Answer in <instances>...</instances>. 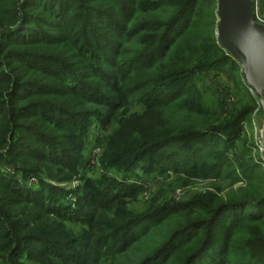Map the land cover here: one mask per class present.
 <instances>
[{
	"label": "rangeland",
	"instance_id": "1",
	"mask_svg": "<svg viewBox=\"0 0 264 264\" xmlns=\"http://www.w3.org/2000/svg\"><path fill=\"white\" fill-rule=\"evenodd\" d=\"M121 1H62L58 5L67 9V19L66 31L57 33L60 40L66 39L79 52L86 51L89 37L82 24L85 28L106 29L102 27L105 26L103 21L93 23L91 16L85 15L89 10L87 6L111 15L116 14ZM186 1L134 0L135 4L133 0L124 1L131 7L128 11L125 9L127 18L117 24H125L126 30L119 26V36L110 38L109 48L112 49L92 50L96 56L94 63L101 68L102 76L128 77L121 83L124 86L120 90L112 85L114 80L106 85L107 77L104 80L102 76L92 77L86 69L87 60L74 56V51L62 52L59 47L61 52L58 53L52 47H29L23 37L19 39L17 35L10 36L2 45L0 40V64L4 66L0 69V78L34 82L27 83L30 85L27 91L8 97L5 106L0 105V133L8 126L12 130L25 128L23 135L19 133L17 148L10 154L0 153V176L14 180L17 188L28 191L37 189L39 181L43 187L48 183L59 189H52L54 197L69 204L72 210L77 203L83 206L88 197L92 202L98 201L91 207L86 206L92 215L87 214L90 223L86 224L50 215L43 206L10 201L9 197L0 199L3 200L0 212L8 220L0 217V264H73L68 257L74 253L66 251L65 247L62 251L54 245L25 238L41 236L63 242L61 244L75 250L105 234L112 236L108 246L115 248L102 247L88 257L91 260L85 264H140L193 219H209L208 211L216 206L248 199L251 188H264V136L260 134L263 122L257 101L244 85L241 69L230 61L218 59L208 69L189 75L188 83H174L160 79L155 72L157 63L151 66L147 61L154 42L151 38L159 34L153 30L173 17ZM255 1V14L264 25V0ZM0 2L4 4H0L1 19L10 13H19L20 0ZM198 4L204 11H212L216 36V0H198ZM31 12L44 14L38 4ZM18 18L14 20L15 25ZM105 19L109 20L108 16ZM139 26L141 31L134 33ZM110 34L105 36L109 38ZM14 51L17 58L27 57V61L12 58L9 52ZM41 54L58 57L62 67L89 78L86 82L92 85L96 96H88L94 102L70 95L59 77L53 79L47 75L62 77L63 71L52 64L48 71L47 65L44 67L40 59L33 57ZM140 55H144L146 63L132 68ZM112 63H123L124 71L114 68ZM30 68L38 70L30 73ZM42 84L51 87L41 88ZM23 107L30 108L28 111L36 117L24 119L22 115H14ZM58 107L66 109L68 114L63 117ZM243 112L246 114L238 118ZM234 122L237 123L233 127ZM146 137L164 139L165 143L145 152ZM45 140L53 145L49 144L55 153L50 158H55L53 161L41 160L44 157L37 155V150L45 149ZM207 150L209 160L194 158L200 151ZM225 157L235 161L250 160L249 166L256 169L246 174L233 172L223 166ZM27 170L32 171V176L24 175L23 171ZM164 205L167 207L148 222L129 225V220L144 218ZM243 210L228 212L223 218L235 217ZM262 210L260 215L264 213ZM207 228H195L179 237L155 264L172 256L177 257L176 262H182L187 252L201 242L204 235L201 232ZM125 234L129 241L121 243ZM91 247L80 251L95 250ZM53 252H69V255L60 259L54 257Z\"/></svg>",
	"mask_w": 264,
	"mask_h": 264
},
{
	"label": "trees",
	"instance_id": "2",
	"mask_svg": "<svg viewBox=\"0 0 264 264\" xmlns=\"http://www.w3.org/2000/svg\"><path fill=\"white\" fill-rule=\"evenodd\" d=\"M11 1L17 2L19 0ZM20 1L21 9L19 8V13H10V15H5L2 19L0 18L1 45L10 36L17 35L19 39H21L20 37H23L22 39H24L25 41L24 44L28 45L29 47H52L53 49H56L55 51L58 53L61 51H74L72 52L75 54L74 56L83 57L87 60L86 69L89 73H91L92 77H94V75L102 76L103 73L101 71V68H98L94 63L96 56L94 55V53H92V50H99L100 52L104 47L107 50L112 49L109 48L111 42L110 38L119 36V26L123 27L124 31L126 30L125 24L117 23H119V21L121 20H124V17H126L124 13L125 9L126 11H128L129 7H131L125 4V2L130 3V0H122L119 8L116 10V14L108 15L100 11L98 12V10H94L93 6H87L86 9L89 10H86L85 15H90L93 23H95V20L103 21L105 23V26L103 25L102 27H105L106 29H101L97 26H94L96 24H91L94 26L93 28L89 26L85 28V24H82V29H84L86 34L88 35L89 41L87 43L88 46L86 48V51L79 52V49H76L74 45L67 42L66 39L60 40L62 38H60L61 36L57 34L66 31V24H64V22L67 19V9H64L63 7H60L58 5L65 0ZM254 2L256 3L255 0ZM0 4L4 5L3 2H0ZM37 4L40 8L41 13H44L42 14V16H40V13L33 15V13L31 12V10L34 9V5ZM133 4H135L134 0ZM126 6L128 7L126 8ZM106 15L108 16L109 20L105 19V17H107ZM16 17L19 19V22H17V24L15 25L16 21L14 20L16 19ZM41 17H47V19L43 20V18ZM213 19L214 17L212 11H204L199 6L198 0H187L180 6L179 10L173 17L167 20V22H164L157 26L156 30H153L159 34H154L155 36H152L151 38L152 40H154V42L152 43L150 49L151 53L147 61H150L151 66H154L157 63V70L155 72L160 79H162L164 82H166L168 79L174 83H181L183 81H186V83H188L190 80V78L188 77L189 75L200 70L202 71L208 69V67L215 65V63L218 62V59L224 62L230 61L238 68H240L236 61L232 57L228 56L227 53L223 51L218 45L215 36V30L212 26ZM110 20L115 24H112ZM140 31L141 30L139 26V29L134 33H138ZM106 33L112 34H110V37L108 38V36H105ZM59 47H61V51H59ZM9 53L11 54L10 56L12 58L15 57L18 61H27V57L17 58V56H15V51ZM220 55H222V57ZM219 56L221 58H219ZM33 57L37 60L40 59V62L44 63V67L47 65L48 71L51 70V64L54 67H58L59 71H63L62 77L58 74L55 76L53 74L47 75L52 76V78L59 77L58 79H60L61 85L66 87L67 93L74 96H81L83 99L91 103L94 102V99L88 96H96L94 94V88L92 87V85L86 82V79L89 78L83 77L82 74L78 71L72 72L70 70H67L65 67H62L59 64L60 60L57 59L58 57L54 58V56H50L47 54L35 55ZM145 59L146 58H144V55H140L139 58L135 60L134 64L131 65L132 68L140 63H146ZM106 61L107 60H100V62L102 63ZM26 63L28 64V62ZM112 65L114 68L124 71V69H122V67L124 66L123 63L121 65L112 63ZM3 67V64H0V69H2ZM36 70L38 69L30 68L29 72L33 73L32 71ZM102 77L103 80L106 77L108 78V80L105 81V83H107L106 85H108L111 80H114L115 82H112V85H115L114 87L116 88L118 86V90H120L124 86L121 83L128 78L117 79V77H111L110 74ZM27 83L34 82L29 81L28 79L19 81L16 78H11L10 80H2L0 78V105L3 104V106H5L8 103L7 98L11 95L15 96L19 94L20 91H27V87L30 86ZM46 86V89H48V87H51L47 84H42L41 88H44ZM78 92L82 93V95H80ZM252 100L254 101L253 98ZM29 109L28 107L18 108L16 114L14 115H22L21 117L24 119L35 118V114H30V112L28 111ZM57 109L63 114V117L68 114V111L62 107H58ZM245 114L246 112L241 113L238 118H242ZM240 122L241 121L238 122V125L240 124ZM236 123L237 122L233 123V127L236 125ZM24 129L25 128L22 127L12 130L11 126L3 128L0 133V153H12L13 149L17 148V142L20 140L19 133L23 135L25 132ZM149 138L150 137H146L145 139L143 138L146 147L144 149L145 152L151 151L156 147H160L165 143L164 139L150 140ZM44 139L47 138L44 137ZM43 143V147L45 149L41 152L40 150H37L39 151L37 153L38 157H44V159L41 160L49 159L50 161H53V159L55 158L50 159L55 155L54 150H51L53 147L52 143H49L46 140ZM49 144H51L52 147ZM208 149L211 150L212 148L210 147ZM207 153L208 150L200 151V153L198 155H195L194 158L207 161L210 158L209 154ZM62 159L64 158L62 157L61 160ZM250 163V160L235 161L231 157H225L223 166H225L226 169L233 170V172H241L246 174L249 171H253L254 169H256V167L251 168L249 166ZM69 169L72 170L73 173V168L70 167ZM23 172L27 177L32 176V171L30 170ZM39 183L41 187L39 185L37 189L30 188L31 191H28V189L17 188L14 180H10V178L8 177L4 178L0 176V199L9 197L10 201H12L13 199L19 203H32V205L35 204L38 206H43L44 209L49 211L48 213L50 215H54L58 218L65 217L72 221H81L85 222L86 224L90 223V218H87V214L88 217H92V215L90 216L91 212L87 211L86 209L89 206L91 207L93 202L97 204V200L92 202V200H90V198L88 197L87 199H84L86 203L84 202L83 206L77 203L76 208L72 210L69 204L64 203L57 197L55 198L51 193L52 189H56L55 187L51 186L48 183L44 184L45 186L43 187L40 181L38 182V184ZM248 193V199L220 204L215 208L209 210V219H193L191 223L182 226L180 229L176 230L154 252L145 257L140 264H155L156 261L159 260L162 255H164V253L179 237L195 228L204 229L206 227H208L207 230H205V232H201V234H204L201 238V242L198 243L195 248L187 252L182 262H176L177 257L174 258L172 256L167 261H163L158 264H264V213L260 215V213L263 212L262 209H264V188L254 187L251 188ZM0 201L2 203L3 200ZM3 205H6V203H4ZM165 206L166 205L154 210L151 214H148L144 218L131 219L128 223L129 225L133 224V226L142 225L148 222V219H151L160 214L164 210ZM99 208L103 209L101 205L99 206ZM238 209L245 210L241 211L239 214L237 213L235 217L229 215L227 216V218H223V215L231 211H236ZM0 217L4 221L8 222L6 217H4L1 212ZM210 226L211 228H209ZM128 237L129 236H126V234L123 235L120 240L121 243H126L127 241H129ZM111 238L112 236L108 237V235L106 236L105 234L101 237L95 238V240L93 242H90V244L85 243L83 244V246H79V248L75 250L72 249L71 246H65L66 244H61L63 242L55 240L51 241L41 236H28L25 239L28 241L44 242L48 245L51 244L54 245L53 247L57 249H62L65 247L66 251L70 250L74 253L73 255H70V257H68L69 260L73 262V264H85L88 260H91L88 257H91L93 253L99 251L102 247H106V249L112 248L114 245L112 247L108 246ZM89 245H91V248L95 250L90 252L80 251V249L88 248ZM68 253L69 252L59 254L53 252V255L56 258L63 259V257L67 258V256L69 255ZM230 257H232V259Z\"/></svg>",
	"mask_w": 264,
	"mask_h": 264
},
{
	"label": "water",
	"instance_id": "3",
	"mask_svg": "<svg viewBox=\"0 0 264 264\" xmlns=\"http://www.w3.org/2000/svg\"><path fill=\"white\" fill-rule=\"evenodd\" d=\"M216 39L241 69L244 85L258 104L264 126V25L254 0H216ZM261 136H264L261 130Z\"/></svg>",
	"mask_w": 264,
	"mask_h": 264
},
{
	"label": "built area",
	"instance_id": "4",
	"mask_svg": "<svg viewBox=\"0 0 264 264\" xmlns=\"http://www.w3.org/2000/svg\"><path fill=\"white\" fill-rule=\"evenodd\" d=\"M254 10H255V13H256V3L254 2ZM256 17H257V15H256ZM258 19V18H257Z\"/></svg>",
	"mask_w": 264,
	"mask_h": 264
},
{
	"label": "bare ground",
	"instance_id": "5",
	"mask_svg": "<svg viewBox=\"0 0 264 264\" xmlns=\"http://www.w3.org/2000/svg\"><path fill=\"white\" fill-rule=\"evenodd\" d=\"M259 120V119H258ZM262 120V119H261ZM262 133H263V135H264V126H262Z\"/></svg>",
	"mask_w": 264,
	"mask_h": 264
}]
</instances>
